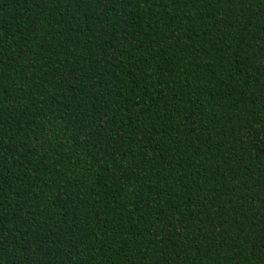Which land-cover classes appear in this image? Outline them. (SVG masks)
Returning <instances> with one entry per match:
<instances>
[{"label":"trees","instance_id":"1","mask_svg":"<svg viewBox=\"0 0 264 264\" xmlns=\"http://www.w3.org/2000/svg\"><path fill=\"white\" fill-rule=\"evenodd\" d=\"M0 264H264V0H0Z\"/></svg>","mask_w":264,"mask_h":264}]
</instances>
